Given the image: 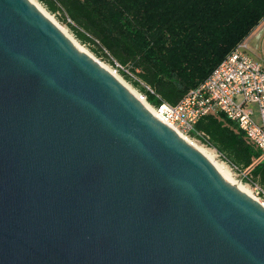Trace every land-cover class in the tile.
<instances>
[{"label": "water", "instance_id": "1", "mask_svg": "<svg viewBox=\"0 0 264 264\" xmlns=\"http://www.w3.org/2000/svg\"><path fill=\"white\" fill-rule=\"evenodd\" d=\"M0 264H264V206L30 0H0Z\"/></svg>", "mask_w": 264, "mask_h": 264}, {"label": "trees", "instance_id": "2", "mask_svg": "<svg viewBox=\"0 0 264 264\" xmlns=\"http://www.w3.org/2000/svg\"><path fill=\"white\" fill-rule=\"evenodd\" d=\"M37 1L63 13L76 40L96 46L113 67L129 68L136 81L122 70L121 76L151 106L178 104L264 22V0ZM196 132L264 187V155L234 123L212 114L198 121Z\"/></svg>", "mask_w": 264, "mask_h": 264}, {"label": "built area", "instance_id": "3", "mask_svg": "<svg viewBox=\"0 0 264 264\" xmlns=\"http://www.w3.org/2000/svg\"><path fill=\"white\" fill-rule=\"evenodd\" d=\"M150 108L163 124L187 137L188 141L189 138L200 140L208 148L209 137L202 132L194 134L195 126L207 116L221 114L237 126L249 145L264 155V67L248 56L244 42L178 104L162 103ZM217 157L224 160L219 153ZM232 170L247 176L242 168L232 165ZM252 192L264 206V187L255 184Z\"/></svg>", "mask_w": 264, "mask_h": 264}, {"label": "rangeland", "instance_id": "4", "mask_svg": "<svg viewBox=\"0 0 264 264\" xmlns=\"http://www.w3.org/2000/svg\"><path fill=\"white\" fill-rule=\"evenodd\" d=\"M34 1L44 11L45 14H49V17L51 18V20L58 27H60L61 30L63 29L65 31V33H67L68 37L71 40H73L76 43H78L88 53V55H90L91 57H93L98 63H100V65H102L106 69H109L113 74H115L116 77L121 80V82L126 83V85L132 91H134L135 93H138V95L141 96V98L145 101L146 105L151 107V105L147 102V100L139 92V90L136 89V88H134L132 82H129V81L125 80L123 78V76H121V72L120 71L122 70V71H124L129 76V78L131 79V81H136L137 78L131 73V70L129 68H127V67H119L118 65H116V67H113L110 64V62L108 60H106V58L103 55L97 53L96 46H94L93 44H83L80 41L76 40V38L74 36V33L70 30V27H68V25L66 24V21L64 20L65 18H64L63 13H60V12H57L55 14L54 13H50V12H48V10L45 9V7L40 2H38L37 0H34ZM67 22H69V21L67 20ZM254 119L257 122H259V120L257 119L256 116L254 117ZM189 139L195 145H198L199 147H201V148H203V149H205L207 151L213 152L215 161L218 162V163H220V164H223L225 167L228 168V170L230 172V176L233 179V181L235 183L240 184V185H243V186L246 185V187L249 189V192L251 191V194H253V192H252L253 185L259 184V183L257 181L254 182L253 178L250 177V173L249 174L248 173L245 174V175H247L246 177H244L242 174L241 175H238V173H236L234 170H232V165H230L227 162H225V160H222L219 157H217V154L218 153H217L216 150L204 146V144L200 140H198V139H196V140L194 138H192V139L189 138ZM211 150H213V151H211Z\"/></svg>", "mask_w": 264, "mask_h": 264}, {"label": "bare ground", "instance_id": "5", "mask_svg": "<svg viewBox=\"0 0 264 264\" xmlns=\"http://www.w3.org/2000/svg\"><path fill=\"white\" fill-rule=\"evenodd\" d=\"M35 6H36V8L40 11V13L41 14H43L46 18H48L51 22H53L52 20H51V18L49 17V14H45L44 13V11L35 3V1L34 0H30ZM54 23V22H53ZM55 24V23H54ZM55 26L56 27H58L56 24H55ZM59 28V30L64 34V36L67 38V40L68 41H70L71 42V44L76 48V49H78L79 51H81L82 53H84L85 55H88V53L78 44V43H76L75 41H73V40H71L69 37H68V35H67V33H65V31L62 29H60V27H58ZM90 58H93V57H91L90 55H88ZM95 60V59H94ZM96 61V60H95ZM97 62V61H96ZM98 63V62H97ZM99 65H100V63H98ZM103 69H105L106 71H108L111 75H113V77L118 81V82H120L121 84H123L126 88H127V90L131 93V95L132 96H134L136 99H138L148 110H150L151 111V113H153L157 118H158V116L155 114V112L153 111V110H151V108L149 107V106H147L146 105V103H145V101L141 98V96H139L138 95V93H135L134 91H132L127 85H126V83H124V82H121V80L119 79V78H117L116 77V75L115 74H113L109 69H106L105 67H103L102 65H100ZM159 119V118H158ZM160 120V119H159ZM161 121V120H160ZM174 130V129H173ZM175 131V130H174ZM176 132V134L179 136V137H183L185 140H187L188 141V139H187V137H185V136H183V135H181V134H179L177 131H175ZM191 145H192V147L196 150V151H199L202 155H203V157L211 164V165H213L224 177H227L228 179H230L231 180V182H232V184L236 187V188H238V189H240V190H242L243 192H245V194L247 195V196H249L250 198H252L255 202L257 201L256 199H255V197L253 196V194H251V191L249 192V189L246 187V185L245 186H243V185H240V184H237V183H235L234 181H233V179L231 178V176H230V172H229V170H228V168L227 167H225L223 164H220V163H218V162H216L215 161V159H214V154H213V152H210V151H207V150H205V149H203V148H201V147H199L198 145H195L194 143H192L190 140L188 141ZM211 151H213V150H211ZM258 202V201H257Z\"/></svg>", "mask_w": 264, "mask_h": 264}, {"label": "crops", "instance_id": "6", "mask_svg": "<svg viewBox=\"0 0 264 264\" xmlns=\"http://www.w3.org/2000/svg\"><path fill=\"white\" fill-rule=\"evenodd\" d=\"M244 43L248 56L264 67V22L250 33Z\"/></svg>", "mask_w": 264, "mask_h": 264}]
</instances>
